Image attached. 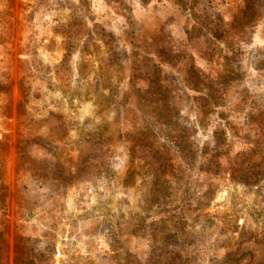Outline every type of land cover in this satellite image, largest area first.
Wrapping results in <instances>:
<instances>
[{"label": "rangeland", "instance_id": "1", "mask_svg": "<svg viewBox=\"0 0 264 264\" xmlns=\"http://www.w3.org/2000/svg\"><path fill=\"white\" fill-rule=\"evenodd\" d=\"M0 264H264V0H0Z\"/></svg>", "mask_w": 264, "mask_h": 264}]
</instances>
